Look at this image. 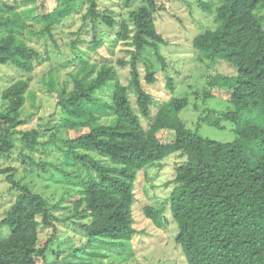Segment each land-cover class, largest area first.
Segmentation results:
<instances>
[{
    "label": "trees",
    "instance_id": "16d2710c",
    "mask_svg": "<svg viewBox=\"0 0 264 264\" xmlns=\"http://www.w3.org/2000/svg\"><path fill=\"white\" fill-rule=\"evenodd\" d=\"M156 7V0H143L140 7L129 11L128 20L116 21L106 14L111 12L100 10L99 0H57L51 12L33 18L42 25L39 33L53 40V29L84 8L82 24L89 22L93 31L89 48L97 49L102 43L96 33L99 24L116 28V40L130 47V58L118 61L129 66L130 76L124 85L113 67L102 64L97 70L81 57L70 89L50 83L48 92L56 94L58 119L49 139L41 142L45 134L37 129L16 132L21 135L23 172L46 170L51 163L37 159L34 153L40 146L60 141L57 149L62 164L80 165L86 173L77 174L72 182L79 195L75 205L80 209L73 217L86 220L82 228L91 248L98 240L112 243L133 237L137 172L176 154L184 162L175 168L170 212L177 225L175 241L186 264H264V27L258 15L264 0H222L214 7L216 26L191 40L200 60L213 63L220 59L235 71L229 76H209V86L229 88L230 107L214 119L203 118L218 127L221 121L233 123L231 141L199 135L200 123L194 130L186 127L179 113L188 104L187 97L172 96L152 114V97L142 85L139 62L146 46L156 48L163 43L156 28ZM27 19L28 10L18 12L15 4L0 0V65L13 64L29 74L40 54L20 36ZM144 78L154 82L151 73ZM105 86L111 91L108 102L98 95ZM167 87L174 91L171 78ZM27 90L28 81L18 79L1 92L0 155L15 146L11 133L23 123L21 108ZM60 129L86 131L73 138H57ZM162 129L172 130L174 140L163 143L158 137ZM11 170L0 169V173L10 171L6 176L9 189L18 191L0 219V232L8 231L0 235V264H37L36 257L45 260L49 244L38 246L40 225H51V212L58 204L32 191ZM143 211L155 224H164L158 209L145 206ZM76 251L72 249L62 261L66 264L76 258Z\"/></svg>",
    "mask_w": 264,
    "mask_h": 264
},
{
    "label": "rangeland",
    "instance_id": "374dc122",
    "mask_svg": "<svg viewBox=\"0 0 264 264\" xmlns=\"http://www.w3.org/2000/svg\"><path fill=\"white\" fill-rule=\"evenodd\" d=\"M124 1L99 0L100 10L106 9L111 12L106 14L116 21H124L128 20L130 10L143 4V0H130L126 4ZM221 1L156 0V28L163 37V43H157L156 48L146 46L143 49L139 69L142 85L152 97V114L172 96L187 97L188 104L179 113L186 127L194 130L197 123H200L197 129L199 135L216 141H231L234 139L233 123L221 121L218 127L206 124L203 118L208 115L214 119L230 107L229 88L223 84L209 86V76L216 73L229 76L234 75L235 71L220 59L213 63L200 60L198 52L191 45V40L196 34L216 26L214 7ZM7 2L9 5L15 4L18 12L28 10L30 19H27L26 27L21 30L20 36L39 52L40 57L29 74L23 73L13 64L0 65V106L4 88L18 79L28 81L25 102L21 108L20 118L23 123L11 133L15 138V146L9 153L0 155V169H12L16 179L27 184L32 191L43 195L50 203L58 204L51 212V225H40L38 246L43 247L47 241L49 244L45 260L38 256L37 264H65L63 258L74 248H78V256L71 257L72 260L66 264H81V261L85 264H186L181 248L175 241L177 225L170 212L174 172L175 168L184 162L183 157L174 154L137 172L133 205L135 234L130 240L112 243L98 240L91 248L87 247V234L82 228L86 220L73 217L80 209L75 205L79 195L74 192L76 186L72 182L77 174L85 176L86 173L80 165L62 164V154L57 149L60 141L40 146V151L34 153L37 159L51 163L46 170L23 172L19 155L23 150L21 135L16 132L37 129L45 134L40 139L41 142L49 139L52 127L58 119L55 111L56 94L48 92L50 83L56 88L70 89L71 75L79 69L83 59H86L90 64H95L97 70L102 64L113 67L117 79L125 85L129 80L130 68L128 65H120L118 61L130 58V47L116 40V28L99 24L96 33L102 43L97 49H90L93 31L89 22L82 24L81 15L85 11L84 8L81 13L66 19L53 29L51 40L39 33L42 25L33 18L38 14L51 12L56 7L57 0ZM204 4H210L211 7L206 8ZM258 15L263 18L264 27V7L258 11ZM72 41H75L74 49L71 46ZM76 49L78 53L73 52ZM148 73L152 74L154 82H146L144 77ZM168 78L172 79L173 92L167 87ZM107 88L108 86H105L98 95L108 102L111 91ZM130 98L134 103L131 93ZM84 131L86 129H60L56 137L73 138ZM158 137L163 143H167L174 140L175 135L172 130L162 129L158 132ZM91 156L105 163L109 161L96 153H91ZM9 172L0 173V219L18 193L15 189H9L10 184L6 181ZM145 206L158 209L164 224L159 226L148 218L143 211ZM7 232H0V235H6Z\"/></svg>",
    "mask_w": 264,
    "mask_h": 264
}]
</instances>
